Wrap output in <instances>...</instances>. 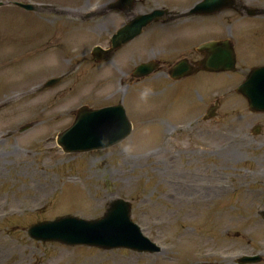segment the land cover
<instances>
[{"label":"rangeland","instance_id":"1","mask_svg":"<svg viewBox=\"0 0 264 264\" xmlns=\"http://www.w3.org/2000/svg\"><path fill=\"white\" fill-rule=\"evenodd\" d=\"M19 1L83 9L93 0ZM244 1L264 6V0ZM70 16L0 6V103L5 104L0 109V135L11 132L0 141V211L45 205L38 213L0 220V264H234L237 254H264V220L257 214L264 210V114L243 109L240 97L234 96L222 101L216 120L173 134L163 144L154 142L156 132L165 128L163 122L177 123L191 114L186 96L166 104V94L150 97L153 89L165 85L164 80L154 86L152 79L142 80L107 100L105 96L114 90L108 66L101 73L98 65L85 59L58 85L30 91L39 79L62 71V57L70 59L71 50L86 54L91 44L99 43L95 35L89 36V29L102 17L81 22ZM211 24L195 20L169 30L152 25L137 46V55L155 42L160 44L161 38L205 35ZM233 30L240 53L247 52L245 59L261 51L264 61V17L235 16ZM227 82L219 76L207 91ZM122 100L133 131L119 144L64 154L51 139L72 122L71 110L79 105L97 107ZM163 105L165 110L156 113ZM60 109L68 110V116H61ZM148 118L152 122L144 123ZM29 123L32 128L17 132ZM255 125L262 127L261 132L250 137ZM155 145L164 148L146 156L143 151ZM66 175L78 179L67 180ZM219 182L239 189L221 191L214 186ZM114 198L130 202L132 220L161 245L160 253L139 256L126 250L68 247L36 242L26 235L30 224L60 214L99 217Z\"/></svg>","mask_w":264,"mask_h":264},{"label":"water","instance_id":"2","mask_svg":"<svg viewBox=\"0 0 264 264\" xmlns=\"http://www.w3.org/2000/svg\"><path fill=\"white\" fill-rule=\"evenodd\" d=\"M261 109H263V108H261ZM116 203H114L113 205H112V208L114 207V205H115ZM108 219H110L111 217L110 216H108L107 217ZM56 239V238H55ZM61 240V239H60ZM62 241V240H61Z\"/></svg>","mask_w":264,"mask_h":264},{"label":"flooded vegetation","instance_id":"3","mask_svg":"<svg viewBox=\"0 0 264 264\" xmlns=\"http://www.w3.org/2000/svg\"><path fill=\"white\" fill-rule=\"evenodd\" d=\"M199 75H206V74H204V73H200Z\"/></svg>","mask_w":264,"mask_h":264}]
</instances>
